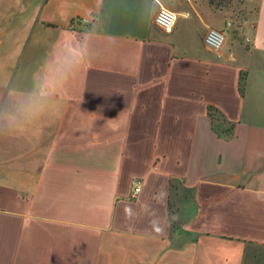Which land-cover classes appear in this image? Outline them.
I'll return each instance as SVG.
<instances>
[{
    "label": "crops",
    "instance_id": "crops-1",
    "mask_svg": "<svg viewBox=\"0 0 264 264\" xmlns=\"http://www.w3.org/2000/svg\"><path fill=\"white\" fill-rule=\"evenodd\" d=\"M226 6L0 0V264H264V0L245 44Z\"/></svg>",
    "mask_w": 264,
    "mask_h": 264
},
{
    "label": "built area",
    "instance_id": "built-area-1",
    "mask_svg": "<svg viewBox=\"0 0 264 264\" xmlns=\"http://www.w3.org/2000/svg\"><path fill=\"white\" fill-rule=\"evenodd\" d=\"M77 22L81 25L86 23V20H80ZM153 23L164 33H170L176 23V14L171 10L163 7L162 5H159L158 10L154 16ZM227 26H229V24ZM203 43L210 50L214 52H219L225 43L224 31L213 28L208 29L203 36ZM140 189V182L138 180H134L132 182L131 196L135 197L140 191Z\"/></svg>",
    "mask_w": 264,
    "mask_h": 264
},
{
    "label": "rangeland",
    "instance_id": "rangeland-1",
    "mask_svg": "<svg viewBox=\"0 0 264 264\" xmlns=\"http://www.w3.org/2000/svg\"><path fill=\"white\" fill-rule=\"evenodd\" d=\"M224 2V1H223ZM226 8L229 9L232 15V26L230 32L239 37L240 42L246 43L242 39L243 27L251 25L255 11V0H229ZM245 42V43H244Z\"/></svg>",
    "mask_w": 264,
    "mask_h": 264
},
{
    "label": "trees",
    "instance_id": "trees-1",
    "mask_svg": "<svg viewBox=\"0 0 264 264\" xmlns=\"http://www.w3.org/2000/svg\"><path fill=\"white\" fill-rule=\"evenodd\" d=\"M209 1L212 6L219 8V7L226 6L228 4L227 1L229 0H209ZM243 88H244V78L242 77L240 81L241 91H243ZM208 113H209L210 118L212 119L213 128L214 130L218 132L219 136L229 137L230 135H232V129H233L232 124H228L227 128H223L221 131H219L217 127L219 122H221L225 126L226 121L220 120V118L218 117L217 111L213 108H209ZM216 121L218 122V124L215 123Z\"/></svg>",
    "mask_w": 264,
    "mask_h": 264
}]
</instances>
